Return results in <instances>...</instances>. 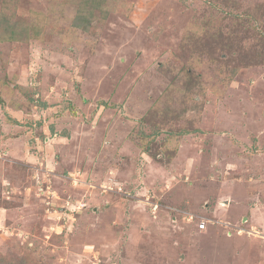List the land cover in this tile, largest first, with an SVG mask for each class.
<instances>
[{
    "label": "rangeland",
    "instance_id": "1",
    "mask_svg": "<svg viewBox=\"0 0 264 264\" xmlns=\"http://www.w3.org/2000/svg\"><path fill=\"white\" fill-rule=\"evenodd\" d=\"M84 1L0 0V255L264 264V0Z\"/></svg>",
    "mask_w": 264,
    "mask_h": 264
},
{
    "label": "trees",
    "instance_id": "2",
    "mask_svg": "<svg viewBox=\"0 0 264 264\" xmlns=\"http://www.w3.org/2000/svg\"><path fill=\"white\" fill-rule=\"evenodd\" d=\"M91 1V0H90ZM95 1V0H94ZM94 1H92L90 4L92 5L93 3H94ZM89 2V0H86V1H84V2H82L81 3V5H80V7H79V12L77 13V20H75L74 22H73V27H75V28H78V29H81V30H84V31H87L88 30V21H87V19H86V15H85V13H86V10H84V7H86V6H88V5H86L87 3ZM5 29L6 30H8L9 28H6L5 27ZM2 31H4V27L2 28V30H1V32ZM15 33V30H13V29H9L8 30V34H6V35H11V37L9 38V39H11V40H17V36H15L14 37V34ZM187 69H183L182 70V75H187L186 73H187V71H186ZM0 264H8L5 260H4V258H3V256H1L0 255ZM23 264V263H22Z\"/></svg>",
    "mask_w": 264,
    "mask_h": 264
},
{
    "label": "built area",
    "instance_id": "3",
    "mask_svg": "<svg viewBox=\"0 0 264 264\" xmlns=\"http://www.w3.org/2000/svg\"><path fill=\"white\" fill-rule=\"evenodd\" d=\"M198 227H199V229H204L205 228V220H201Z\"/></svg>",
    "mask_w": 264,
    "mask_h": 264
}]
</instances>
